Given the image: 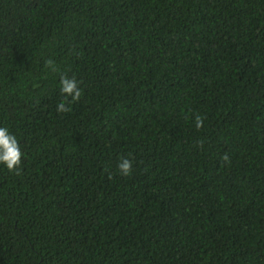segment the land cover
Listing matches in <instances>:
<instances>
[{"label":"trees","instance_id":"obj_1","mask_svg":"<svg viewBox=\"0 0 264 264\" xmlns=\"http://www.w3.org/2000/svg\"><path fill=\"white\" fill-rule=\"evenodd\" d=\"M0 127V264H264V0H0Z\"/></svg>","mask_w":264,"mask_h":264},{"label":"clouds","instance_id":"obj_2","mask_svg":"<svg viewBox=\"0 0 264 264\" xmlns=\"http://www.w3.org/2000/svg\"><path fill=\"white\" fill-rule=\"evenodd\" d=\"M51 63V62H49ZM61 91L76 99L80 95V90L77 87L75 80H68L67 78L61 79ZM58 111L65 110L64 103L57 105ZM201 120L196 118L197 127L200 126ZM22 153L19 150V144L14 135L9 133L7 128L0 127V164H3L9 171H18L21 164ZM120 174L129 175L132 170V162L124 157L121 158L117 165Z\"/></svg>","mask_w":264,"mask_h":264}]
</instances>
